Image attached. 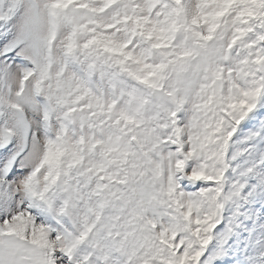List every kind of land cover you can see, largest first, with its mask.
I'll return each instance as SVG.
<instances>
[{"label": "snow or ice", "instance_id": "snow-or-ice-1", "mask_svg": "<svg viewBox=\"0 0 264 264\" xmlns=\"http://www.w3.org/2000/svg\"><path fill=\"white\" fill-rule=\"evenodd\" d=\"M0 264H264V0H0Z\"/></svg>", "mask_w": 264, "mask_h": 264}]
</instances>
